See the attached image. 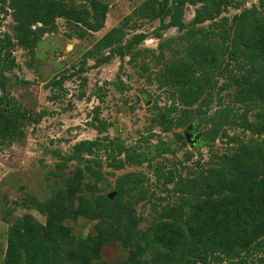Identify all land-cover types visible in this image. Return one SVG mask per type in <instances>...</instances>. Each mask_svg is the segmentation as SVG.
Returning a JSON list of instances; mask_svg holds the SVG:
<instances>
[{
    "label": "rangeland",
    "instance_id": "1",
    "mask_svg": "<svg viewBox=\"0 0 264 264\" xmlns=\"http://www.w3.org/2000/svg\"><path fill=\"white\" fill-rule=\"evenodd\" d=\"M208 1L0 3V116L19 119L0 138V264L33 233L11 263L264 264V236L191 254L200 205L264 178V61L237 36L264 0ZM162 222L181 249L152 241Z\"/></svg>",
    "mask_w": 264,
    "mask_h": 264
},
{
    "label": "trees",
    "instance_id": "2",
    "mask_svg": "<svg viewBox=\"0 0 264 264\" xmlns=\"http://www.w3.org/2000/svg\"><path fill=\"white\" fill-rule=\"evenodd\" d=\"M4 0H0V3ZM206 2L208 0H204ZM227 2V0H219ZM212 4H215L214 2ZM218 9L211 11L217 13ZM60 11H53L52 19ZM204 17L198 16V19ZM51 19V20H52ZM237 36L243 38L241 42L248 52L260 57L264 61V20L255 19L249 21L243 14L238 20ZM2 42L0 39V54L2 52ZM195 83V82H194ZM19 119L17 115L0 116V138L13 137L18 134ZM20 134V132H19ZM181 134H176V139L180 140ZM159 153L168 152L166 143L157 146ZM147 157L143 154L137 155L136 161L141 162ZM206 201L200 205L197 212H194L188 224V232L194 241L191 254L194 253L198 260L203 261L207 253H235L238 249H246L252 243L264 236V178L254 181L252 184L241 189L232 197ZM180 224L158 223L154 227L152 241L169 250H179L182 248L181 242L186 239V233L179 234L176 227ZM27 227H32L29 224ZM41 242L40 235L33 233L29 240L20 238V244L11 240L7 261L11 263L16 254L24 247L29 248L30 241ZM201 247L202 251H198ZM17 260V258H16ZM17 264V263H15Z\"/></svg>",
    "mask_w": 264,
    "mask_h": 264
},
{
    "label": "water",
    "instance_id": "3",
    "mask_svg": "<svg viewBox=\"0 0 264 264\" xmlns=\"http://www.w3.org/2000/svg\"><path fill=\"white\" fill-rule=\"evenodd\" d=\"M191 136H192L191 133H186V134H185V139H186V141L189 142V143H194L195 140H193Z\"/></svg>",
    "mask_w": 264,
    "mask_h": 264
}]
</instances>
